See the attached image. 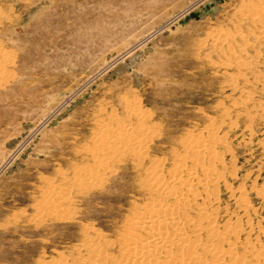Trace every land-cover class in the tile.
Masks as SVG:
<instances>
[{
    "label": "rangeland",
    "instance_id": "1",
    "mask_svg": "<svg viewBox=\"0 0 264 264\" xmlns=\"http://www.w3.org/2000/svg\"><path fill=\"white\" fill-rule=\"evenodd\" d=\"M209 1L0 0V264L117 262L179 183L222 264H264V0L180 21Z\"/></svg>",
    "mask_w": 264,
    "mask_h": 264
},
{
    "label": "bare ground",
    "instance_id": "2",
    "mask_svg": "<svg viewBox=\"0 0 264 264\" xmlns=\"http://www.w3.org/2000/svg\"><path fill=\"white\" fill-rule=\"evenodd\" d=\"M257 11L258 9L253 14ZM195 151V153L202 152L197 148ZM188 176L189 172L183 173L185 179ZM157 191L154 189V193ZM170 196V205L163 204V201L162 204H151V207L146 205L144 211L133 218L131 223L134 227L131 231H125V235H121L124 236V243L119 250L120 259L114 261L116 263L112 260L105 262L102 253L93 249L88 252L87 260L77 261L76 264H222L215 257L217 248L219 249L217 241L214 242L213 247L207 243H200L201 235L198 236V233L201 227L185 214L184 209L188 199L182 184L179 183ZM198 214L200 217V213ZM197 251H201L202 254L206 252L210 262H203L202 258L196 255ZM182 252L185 254V260Z\"/></svg>",
    "mask_w": 264,
    "mask_h": 264
},
{
    "label": "water",
    "instance_id": "3",
    "mask_svg": "<svg viewBox=\"0 0 264 264\" xmlns=\"http://www.w3.org/2000/svg\"><path fill=\"white\" fill-rule=\"evenodd\" d=\"M215 1L211 0L209 2H206L201 8L195 9L194 11H190L188 14H186L185 17L181 18L180 21H186L190 17H196L198 18L202 12H209L212 11Z\"/></svg>",
    "mask_w": 264,
    "mask_h": 264
}]
</instances>
